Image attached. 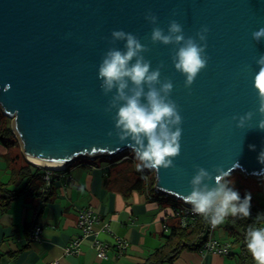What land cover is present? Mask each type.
Instances as JSON below:
<instances>
[{"label": "water", "instance_id": "1", "mask_svg": "<svg viewBox=\"0 0 264 264\" xmlns=\"http://www.w3.org/2000/svg\"><path fill=\"white\" fill-rule=\"evenodd\" d=\"M149 11L165 30L178 21L186 37L209 28L208 65L190 88L173 68L172 46L150 42ZM260 27L264 0H0L1 113L13 118L27 161L45 171H60L78 157L132 151L114 132L107 135L114 128L104 111L110 95L97 79L101 57L113 46L110 33L124 30L148 47L143 55L152 68L164 65L160 79L171 80L170 98L183 117L175 168L151 169L154 191L184 202L194 166L261 179L259 116L243 129L231 119L258 108L252 75L264 41L254 42L251 33Z\"/></svg>", "mask_w": 264, "mask_h": 264}, {"label": "clouds", "instance_id": "2", "mask_svg": "<svg viewBox=\"0 0 264 264\" xmlns=\"http://www.w3.org/2000/svg\"><path fill=\"white\" fill-rule=\"evenodd\" d=\"M144 19L152 26L150 42L163 46L171 45L170 60L176 72L184 77V87L190 88L197 75L209 61L206 54L209 28L202 26L194 36H185L183 26L176 20L168 22L167 29L158 26L157 16L147 12ZM251 39L264 41V27L251 33ZM110 45L101 57L97 68L102 94L110 95L105 113L112 114L113 131L107 133L129 147L138 161L137 170H160L175 168L174 159L180 154L181 125L183 117L178 105L170 98L173 89L171 80L161 81L162 63L155 68L145 59L149 49L140 39L124 30L110 33ZM122 42V48L114 45ZM255 70L252 75L258 108L255 113L232 116L235 126L243 129L254 115L259 116L256 129L264 132V53L254 58ZM251 129V128H250ZM249 129V130H250ZM254 150V146H250ZM258 163L264 165V148L258 154ZM264 171V170H262ZM190 192L184 202L192 211L201 215L211 226L216 227L226 218L250 216V194L241 199L234 188L229 174L215 167L211 171L194 166V175L189 181ZM257 221L264 220L258 214ZM245 246L254 264H264V226L249 225L245 235Z\"/></svg>", "mask_w": 264, "mask_h": 264}, {"label": "crops", "instance_id": "3", "mask_svg": "<svg viewBox=\"0 0 264 264\" xmlns=\"http://www.w3.org/2000/svg\"><path fill=\"white\" fill-rule=\"evenodd\" d=\"M11 130L17 145L8 150L0 142V183H7L11 171L27 161ZM113 157H78L62 170L51 172L52 196L44 205L35 196H21L6 210L0 209V264H143L163 244L169 229L178 225L177 206L165 196L151 198L133 191L124 197L111 183L105 185L107 175L115 176L110 169L119 157ZM88 208L98 217L94 225L96 238L111 247L107 259L97 258L92 237L82 242L80 253H65L69 242L80 233V211ZM225 225L226 220L216 226L214 238L230 241ZM34 226L39 227L41 235L29 242ZM116 238L129 243L119 257L112 248ZM231 251L228 256L183 251L165 264H237L239 248Z\"/></svg>", "mask_w": 264, "mask_h": 264}, {"label": "trees", "instance_id": "4", "mask_svg": "<svg viewBox=\"0 0 264 264\" xmlns=\"http://www.w3.org/2000/svg\"><path fill=\"white\" fill-rule=\"evenodd\" d=\"M3 119L4 117L0 114V142L8 150H12L17 142L10 126L5 124ZM124 163H126V167L120 169V165ZM110 170L114 171L113 176H115L112 178V175H107L104 180L105 185L111 183L124 197H128L133 191L146 194L151 198L163 197L154 191L153 174L146 169L137 170V167L132 165V159L119 160L118 163L112 164ZM45 173V170L29 164L26 160L19 168H14L9 181L0 183V209L6 210L13 201L21 196H35L42 205L46 204L52 196V181H50L49 187L45 188L47 186L44 179ZM256 182L258 183V181ZM234 188L239 192L241 199L246 193L250 194V207L254 210L264 208V197H257L241 184L234 185ZM249 225L261 226V223L253 219L251 215L248 218L231 216L226 218L225 228L230 239L228 242L231 245V250L233 247L239 248L237 264H254L253 258L245 246V235ZM208 228L209 223L203 217H197L186 227L172 226L164 235L163 244L156 248L143 264L170 263L183 251H199L208 239Z\"/></svg>", "mask_w": 264, "mask_h": 264}, {"label": "built area", "instance_id": "5", "mask_svg": "<svg viewBox=\"0 0 264 264\" xmlns=\"http://www.w3.org/2000/svg\"><path fill=\"white\" fill-rule=\"evenodd\" d=\"M130 159H131V156L128 154L121 156V161L130 160ZM44 179L46 181V185H48L51 181V172L46 171ZM259 179H256V180H259ZM172 199L180 201L176 198H172ZM175 204L177 206L176 207V211H177L176 218L178 220V225H180L181 227H186L191 221L195 220L197 217H202L201 215L194 213L192 211V208L188 206L187 204H185L183 201H180V202L175 201ZM258 214H264V208H259L258 210H254L252 207H250V215L253 219H255ZM97 222H98V217L94 214L92 209L88 208V209L81 210L79 213V219L77 223L80 233L79 235L74 237L69 242V244L65 248V253L66 254L80 253L81 251L80 246L82 242L86 238L92 237L91 246L93 250L95 251L97 258L107 259L108 251L110 250L111 247L109 244L101 242L96 238L94 225ZM260 223H261V226H264V220H261ZM215 228L216 227H213L209 224L208 239L199 251L202 253L209 252V253H213L217 255L228 256L231 252V245L228 241H220L213 237ZM164 231L167 232V228H165ZM40 235H41V232H40L39 227L34 226V229L31 231V234L28 237V241L29 242L36 241L40 238ZM128 247H129V243L125 239H122V238H116L115 243L112 246V248L116 252L117 257L123 255L127 251ZM53 264H58V263L55 262Z\"/></svg>", "mask_w": 264, "mask_h": 264}, {"label": "rangeland", "instance_id": "6", "mask_svg": "<svg viewBox=\"0 0 264 264\" xmlns=\"http://www.w3.org/2000/svg\"><path fill=\"white\" fill-rule=\"evenodd\" d=\"M0 114L2 117H4L3 121L5 124H8L10 126V128H12L14 131H15V134L17 136V132H16V129H15V126H14V122H13V118H8L7 116H5L3 113H1V108H0ZM6 118V119H5ZM21 143V142H20ZM22 147H23V144L21 143ZM22 152L24 154V157L27 159L25 153H24V150L22 149ZM130 155L131 156V159H132V165H137L138 161L135 159V156H134V153L132 151H126V152H122L121 154L119 155H116L115 157L113 158H117L116 159V162H119V160L121 161V156H124V155ZM31 165H33L32 163H29ZM126 163L120 165V169H122L123 167H126L125 166ZM34 166V165H33ZM36 167V166H35ZM148 171H150V173L153 174V171L151 169H146ZM122 171V170H121ZM154 175V174H153ZM264 177V176H263ZM262 178V177H261ZM229 179H231L233 182H234V185L236 186L237 184H241V185H244L247 189H249L254 195H256L257 197H264V178L262 179H259V180H256L255 178H251V177H245L242 173L234 170L232 173L229 174ZM258 181V183L256 182ZM262 187V188H260ZM170 198V197H168ZM172 199V198H170ZM172 201H176V202H180V201H177V200H174L172 199ZM264 201V200H263Z\"/></svg>", "mask_w": 264, "mask_h": 264}, {"label": "snow or ice", "instance_id": "7", "mask_svg": "<svg viewBox=\"0 0 264 264\" xmlns=\"http://www.w3.org/2000/svg\"><path fill=\"white\" fill-rule=\"evenodd\" d=\"M258 86L262 87V90H264V85H260V84L258 83Z\"/></svg>", "mask_w": 264, "mask_h": 264}, {"label": "bare ground", "instance_id": "8", "mask_svg": "<svg viewBox=\"0 0 264 264\" xmlns=\"http://www.w3.org/2000/svg\"><path fill=\"white\" fill-rule=\"evenodd\" d=\"M32 164H34V165H36V166H38V164H36V163H34V162H31Z\"/></svg>", "mask_w": 264, "mask_h": 264}]
</instances>
